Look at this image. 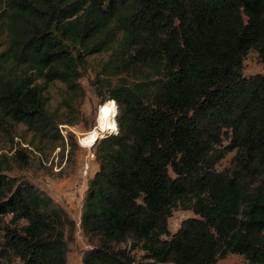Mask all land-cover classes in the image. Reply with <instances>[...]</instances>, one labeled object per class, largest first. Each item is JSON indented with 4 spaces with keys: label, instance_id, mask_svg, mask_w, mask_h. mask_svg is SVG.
Returning <instances> with one entry per match:
<instances>
[{
    "label": "trees",
    "instance_id": "1",
    "mask_svg": "<svg viewBox=\"0 0 264 264\" xmlns=\"http://www.w3.org/2000/svg\"><path fill=\"white\" fill-rule=\"evenodd\" d=\"M0 4V117L39 137L62 138L48 86L78 94L89 59L110 52L97 93L117 102L118 132L96 146L83 264H217L229 253L264 264V71L244 73L250 51L264 68V0ZM108 78L118 80L105 96ZM177 209L197 217L171 233ZM76 226L33 182L0 174V258L67 264Z\"/></svg>",
    "mask_w": 264,
    "mask_h": 264
},
{
    "label": "rangeland",
    "instance_id": "2",
    "mask_svg": "<svg viewBox=\"0 0 264 264\" xmlns=\"http://www.w3.org/2000/svg\"><path fill=\"white\" fill-rule=\"evenodd\" d=\"M6 37V31L0 25V50L6 45ZM109 54L110 52L103 53L89 59L87 69L83 70L84 75L78 81V94H73L61 81L52 82L48 86L47 109L57 121L62 138L44 139L29 130L25 124L4 121L0 117V174L33 182L60 204L77 223L73 239L69 242L67 264H83L85 252L93 247V242L88 240L81 228L83 205L89 183L99 169L96 146L101 139L118 132L120 109L117 102H104L97 93L100 85L97 82V70L108 59ZM263 71L258 53L250 51L244 62V73L253 75ZM117 80L118 78L101 80L108 85L101 93L108 95L110 87ZM111 114H114L113 120L116 123L113 124L117 130L106 131L100 137ZM233 154L223 160L220 168L230 165ZM193 217L197 216L192 210H175L168 219L169 230L171 233L176 232L184 220ZM133 254L138 261H148L141 249L134 250ZM0 264L12 263L0 258ZM217 264L249 262L240 254L229 253L220 258Z\"/></svg>",
    "mask_w": 264,
    "mask_h": 264
},
{
    "label": "clouds",
    "instance_id": "3",
    "mask_svg": "<svg viewBox=\"0 0 264 264\" xmlns=\"http://www.w3.org/2000/svg\"><path fill=\"white\" fill-rule=\"evenodd\" d=\"M112 130L113 131H116L117 130L115 124H113V129Z\"/></svg>",
    "mask_w": 264,
    "mask_h": 264
}]
</instances>
